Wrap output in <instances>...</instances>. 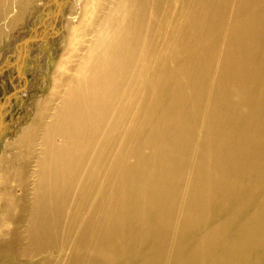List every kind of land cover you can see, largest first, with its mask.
I'll use <instances>...</instances> for the list:
<instances>
[{
    "label": "bare ground",
    "instance_id": "6f19581e",
    "mask_svg": "<svg viewBox=\"0 0 264 264\" xmlns=\"http://www.w3.org/2000/svg\"><path fill=\"white\" fill-rule=\"evenodd\" d=\"M108 2L29 134L28 245L0 264H264V0Z\"/></svg>",
    "mask_w": 264,
    "mask_h": 264
},
{
    "label": "rangeland",
    "instance_id": "374dc122",
    "mask_svg": "<svg viewBox=\"0 0 264 264\" xmlns=\"http://www.w3.org/2000/svg\"><path fill=\"white\" fill-rule=\"evenodd\" d=\"M10 1H23L28 9L23 14L13 10L0 22V245L12 242L16 233L22 234L17 246L24 249L27 220L19 219L17 202L23 196L31 198L37 172L34 161L24 168L29 134H36L35 124L42 121L46 102L54 108L66 90L59 74L69 66V52L78 51L77 63L93 41L95 29H88L87 23L95 9L94 3L88 4L93 0ZM114 2L109 0L106 8ZM104 14L102 10L98 18ZM68 75L74 81L78 78L75 70ZM27 253L36 254L22 251L19 264L25 263Z\"/></svg>",
    "mask_w": 264,
    "mask_h": 264
}]
</instances>
